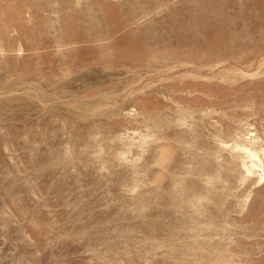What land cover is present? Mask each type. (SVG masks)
Instances as JSON below:
<instances>
[{
  "label": "rangeland",
  "instance_id": "374dc122",
  "mask_svg": "<svg viewBox=\"0 0 264 264\" xmlns=\"http://www.w3.org/2000/svg\"><path fill=\"white\" fill-rule=\"evenodd\" d=\"M0 264H264V0H0Z\"/></svg>",
  "mask_w": 264,
  "mask_h": 264
}]
</instances>
